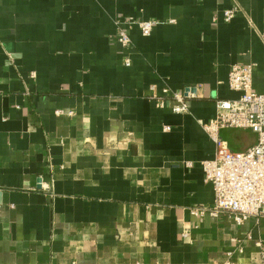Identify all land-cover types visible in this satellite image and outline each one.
<instances>
[{"label":"crops","instance_id":"obj_1","mask_svg":"<svg viewBox=\"0 0 264 264\" xmlns=\"http://www.w3.org/2000/svg\"><path fill=\"white\" fill-rule=\"evenodd\" d=\"M234 65L263 93L264 0H0V264H264V216L190 213Z\"/></svg>","mask_w":264,"mask_h":264},{"label":"built area","instance_id":"obj_2","mask_svg":"<svg viewBox=\"0 0 264 264\" xmlns=\"http://www.w3.org/2000/svg\"><path fill=\"white\" fill-rule=\"evenodd\" d=\"M235 12V9L225 11L224 20L232 19ZM119 22L117 19L116 24L120 25ZM124 23L136 25L143 36H149L157 24L155 21L132 20ZM116 40L122 47H127L130 42L122 28L118 29ZM251 72V65L231 67L227 86L239 96L234 100L215 101L214 117L202 125L215 147L214 158L202 164L204 181L212 188L213 202L209 207L190 210L191 215L198 219L204 215L217 217L226 214L241 224L250 217L264 216V91L258 94L252 90ZM163 93L168 92L165 89ZM193 96L190 88L172 93L175 101L173 112H186V99ZM222 129L250 130L257 135L256 144L244 152H232L219 137ZM238 250L241 252V247Z\"/></svg>","mask_w":264,"mask_h":264}]
</instances>
